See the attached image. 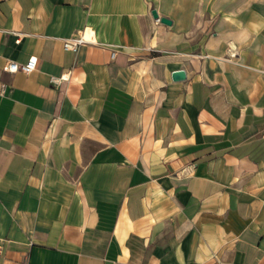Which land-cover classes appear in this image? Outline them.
<instances>
[{"label":"crops","instance_id":"1","mask_svg":"<svg viewBox=\"0 0 264 264\" xmlns=\"http://www.w3.org/2000/svg\"><path fill=\"white\" fill-rule=\"evenodd\" d=\"M1 83L0 264H264V0H0Z\"/></svg>","mask_w":264,"mask_h":264},{"label":"built area","instance_id":"2","mask_svg":"<svg viewBox=\"0 0 264 264\" xmlns=\"http://www.w3.org/2000/svg\"><path fill=\"white\" fill-rule=\"evenodd\" d=\"M87 39L84 34H79L74 37L67 38L64 42L65 48L77 50L79 45L84 43ZM237 55V49L232 44L229 46V56L234 57ZM38 67V56L32 55L25 62H19L16 60H8L4 66V69L10 72H16L22 70L24 72H32ZM65 79V75L62 74L59 77H52V80L56 83H59L61 80ZM1 92H4L6 89V83H1L0 85ZM1 251V246H0ZM118 264H128L125 262H119Z\"/></svg>","mask_w":264,"mask_h":264},{"label":"water","instance_id":"3","mask_svg":"<svg viewBox=\"0 0 264 264\" xmlns=\"http://www.w3.org/2000/svg\"><path fill=\"white\" fill-rule=\"evenodd\" d=\"M152 13H153V15H154L155 17H159V13H158V11H157L156 8H154V9L152 10ZM161 20H162L163 22H166V23H172V20H171L170 18L166 17V16H162V17H161ZM172 76H173V79H175V80H181V79L186 78V76H187V72H186V70H185L184 68L175 69V70L172 72Z\"/></svg>","mask_w":264,"mask_h":264},{"label":"bare ground","instance_id":"4","mask_svg":"<svg viewBox=\"0 0 264 264\" xmlns=\"http://www.w3.org/2000/svg\"><path fill=\"white\" fill-rule=\"evenodd\" d=\"M85 38L88 39V38L86 37V35H85Z\"/></svg>","mask_w":264,"mask_h":264}]
</instances>
